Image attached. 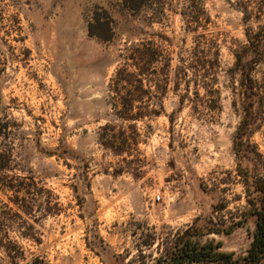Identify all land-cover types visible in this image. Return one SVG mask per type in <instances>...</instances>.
I'll list each match as a JSON object with an SVG mask.
<instances>
[{"label": "rangeland", "instance_id": "1", "mask_svg": "<svg viewBox=\"0 0 264 264\" xmlns=\"http://www.w3.org/2000/svg\"><path fill=\"white\" fill-rule=\"evenodd\" d=\"M188 1L131 10L125 0H0V161L11 158L0 176L23 182L25 199L17 208L15 191L0 187L19 215L4 232L16 251L0 249V264H153L189 225L230 223L248 210L239 168L264 175V38L258 55L246 32L264 29V7L250 0L245 24L242 0H204L211 23L193 32L181 15ZM106 11L111 41L88 30ZM140 40L164 50L163 112L138 124L130 154L116 155L100 140L112 119L109 83ZM218 203L226 208L213 213ZM255 227L250 217L207 238L244 255Z\"/></svg>", "mask_w": 264, "mask_h": 264}, {"label": "trees", "instance_id": "2", "mask_svg": "<svg viewBox=\"0 0 264 264\" xmlns=\"http://www.w3.org/2000/svg\"><path fill=\"white\" fill-rule=\"evenodd\" d=\"M156 0H125L131 10H138L144 2ZM253 1L240 2L244 13V22L248 24L252 19L249 10ZM186 9L181 12L187 30L196 32L199 27L211 23L207 15L204 0H189ZM259 4L264 7V0ZM89 34L103 41H111L114 37V20L106 11L104 15L94 13L88 26ZM246 37L250 46L257 54H261V43L264 38V29L252 32L248 27ZM164 57V50L154 41H138L131 43L123 54V63L117 68L111 78L108 89L109 105L112 119L101 129L100 140L102 145L116 155L130 154L140 143L141 134L138 124L145 120L155 118L163 112L162 98L166 91L168 74L159 73L157 64ZM236 65L245 79L252 80L249 70L244 64V57L236 54ZM169 67V65H168ZM162 76V79L160 78ZM161 83L164 85L161 86ZM155 87V89L153 88ZM252 88V87H249ZM156 100V103H154ZM159 106V109L155 108ZM249 109L241 122L235 137V150L238 156L244 154V137L248 123ZM127 125L129 132L124 129ZM119 127V131L116 128ZM4 162L0 161V169H7L11 158L8 154H1ZM240 166V165H239ZM245 187L247 211H242L237 220L230 223L224 220L210 218L204 226L198 222L189 225L185 230L178 232L174 238L167 242L161 254L154 259L153 264H264V175L242 170L239 168ZM23 182L18 178L7 181V176H0V187L14 190V198L10 201L17 206L25 199L21 196ZM226 207L218 203L213 207V213L221 212ZM19 216L9 203L0 199V249L9 254L16 251L17 245L12 242L4 232L13 218ZM250 217L255 219L253 240L244 255L223 250V243L207 238L212 234H231L237 227L245 225ZM11 227V226H10ZM207 238L206 240H204Z\"/></svg>", "mask_w": 264, "mask_h": 264}]
</instances>
